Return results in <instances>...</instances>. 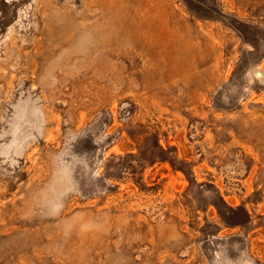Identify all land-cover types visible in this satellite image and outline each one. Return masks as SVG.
Listing matches in <instances>:
<instances>
[{
	"label": "rangeland",
	"instance_id": "1",
	"mask_svg": "<svg viewBox=\"0 0 264 264\" xmlns=\"http://www.w3.org/2000/svg\"><path fill=\"white\" fill-rule=\"evenodd\" d=\"M0 264H264V0H0Z\"/></svg>",
	"mask_w": 264,
	"mask_h": 264
}]
</instances>
